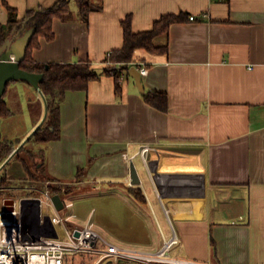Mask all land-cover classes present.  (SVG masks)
<instances>
[{"label": "crops", "instance_id": "crops-1", "mask_svg": "<svg viewBox=\"0 0 264 264\" xmlns=\"http://www.w3.org/2000/svg\"><path fill=\"white\" fill-rule=\"evenodd\" d=\"M56 1L0 0V24L8 22L7 6L19 21ZM94 1L101 8L82 20L70 0L72 18L55 17L53 38L39 36L31 50L37 62L89 60L100 73L86 89L65 92L58 138L32 144L45 152L41 180L70 185L69 193L90 185V195L69 201L70 225L89 219L107 241L150 252L175 234L168 254L179 260L264 264V0ZM168 13L188 18L170 24L167 54L136 52L149 68L143 91L129 72L117 88L103 60L122 45V21L129 16L132 31H146ZM23 29L20 21L16 31ZM15 81L14 89L44 109L30 83ZM148 90L167 94L166 111L144 101ZM13 99H4L12 112ZM13 115L1 120L3 135ZM37 120L19 136H4L22 140ZM144 144L152 146L149 168L138 153ZM136 158L145 176L136 169L140 182L131 184ZM14 160L4 164L9 187L37 185L22 165V172L9 168Z\"/></svg>", "mask_w": 264, "mask_h": 264}, {"label": "trees", "instance_id": "trees-1", "mask_svg": "<svg viewBox=\"0 0 264 264\" xmlns=\"http://www.w3.org/2000/svg\"><path fill=\"white\" fill-rule=\"evenodd\" d=\"M78 9V17L82 20L87 19L90 11L101 8V3L94 0H71ZM8 22L6 25L0 24V46L7 38L11 30L20 24H24V30L34 27L33 34L25 57L20 61L19 66L22 69L31 72H42L43 77L39 82L40 90L47 103V115L44 122L34 131L31 137L15 152L12 159L19 161L28 174L31 180H41L44 167L45 152L42 148L34 149L32 144H43L49 140L56 139L60 133V104L64 98L65 92L68 90L86 89L91 80L99 78L100 73L89 60H81L77 62H48L42 63L35 61L31 56V50L38 45V37L43 36L50 40L53 38L52 20L55 17L61 19H71L72 11L70 0H57L52 6L44 8L37 7L28 10L22 20H17L16 10L7 6ZM188 18L185 13H168L163 14L158 18L152 29L146 31L134 32L130 26L129 16L122 21L123 26V42L118 48L110 50L103 62V73L113 75L116 82V87L119 88V82L122 74L127 73L133 63H137V51L142 50L150 55H159L168 53V28L174 22L184 21ZM27 82V81H25ZM9 83V82H8ZM28 83V82H27ZM3 94L0 100V165L21 142V138L10 139L3 135L1 130V120L12 115L10 107L4 100ZM145 102L155 108L166 111L168 107V97L165 92L148 90L142 93ZM44 174V173H43ZM46 180H53L46 178ZM9 178L6 174V167L0 170V207L2 195L5 188L9 186ZM51 191L54 194H67L71 191L70 185L56 184L51 186ZM132 191L136 198L140 201H145L141 190L137 186L132 187ZM76 257H79L78 255ZM76 257L67 259L66 264L71 262ZM82 258V257H81ZM76 261V260H75ZM82 260H79V263ZM91 264V258L86 264ZM82 264V262H81Z\"/></svg>", "mask_w": 264, "mask_h": 264}, {"label": "built area", "instance_id": "built-area-1", "mask_svg": "<svg viewBox=\"0 0 264 264\" xmlns=\"http://www.w3.org/2000/svg\"><path fill=\"white\" fill-rule=\"evenodd\" d=\"M194 18V15L189 16L190 20ZM11 58H14L13 55ZM133 65L139 70L140 76L149 71L143 62ZM151 151L152 146L149 144L142 145L138 151L147 168ZM50 183L47 180L41 186L10 187L34 191L36 194L13 197L12 210H4L2 200L0 264H66L68 258L82 254L93 256L92 264H127L133 261L144 264H208L170 257L168 250L178 241L175 234L165 239L158 250L150 252L107 241L89 219L81 225H70L74 215L65 210L72 206V202L64 201L61 196L64 207L58 210L52 200L54 193Z\"/></svg>", "mask_w": 264, "mask_h": 264}, {"label": "water", "instance_id": "water-1", "mask_svg": "<svg viewBox=\"0 0 264 264\" xmlns=\"http://www.w3.org/2000/svg\"><path fill=\"white\" fill-rule=\"evenodd\" d=\"M20 30L16 31V27L12 29L11 34L5 39L0 46V100L3 96L6 85L13 80H23L30 83L42 96L44 100V115L37 126L14 148L9 156L0 165V170L4 164L15 154V152L31 137L34 131L44 122L47 115V103L39 87V82L43 77L42 72H31L20 68L19 63L25 57L28 44L35 33V28L30 27L20 34ZM13 55V59L11 56ZM129 74L134 78L136 85L140 91H143L141 76L139 70L135 65H131L128 70ZM140 178L134 166V163H130V183L138 184ZM52 200L55 207L61 210L64 207L63 200L59 194H53ZM14 199H4V210H12Z\"/></svg>", "mask_w": 264, "mask_h": 264}, {"label": "rangeland", "instance_id": "rangeland-1", "mask_svg": "<svg viewBox=\"0 0 264 264\" xmlns=\"http://www.w3.org/2000/svg\"><path fill=\"white\" fill-rule=\"evenodd\" d=\"M18 84H21V83H18L15 80L14 81H10L8 83V86H7V91H6L5 95H4V99H7L8 96H10L11 94L14 97V99L12 101V104H11V108H12V110L14 112V115L12 117H10L9 119H7L6 122L3 125L4 135L5 136L9 135L10 137H13V138L16 137V136H19V134L21 133L20 131L24 130L26 125H28L30 122H32V120L36 119V117H37L38 120H37L35 126L32 128V130H33L37 126V124L41 121V119H42V117L44 115V109L43 108L39 111L37 109L38 107H37L36 103H34V101H32L28 97H25V95L22 92H20V89L19 90L18 89H14L15 88L14 86L18 85ZM11 130H13V131L16 130V131L14 133H11V132H9ZM17 131H19V132H17ZM31 131H29L26 134V136ZM26 136H24V138ZM24 138H22V140ZM134 164L136 166V169H140L142 171V175L145 176L144 170L142 168H140V166H139V159L138 158H136L134 160ZM9 168L10 169L14 168V172H18V171L22 172L23 171L20 162L17 161V160H14L11 163ZM43 172L44 171H42L41 173H43ZM15 181L12 182V184L16 183V182L19 183L18 181H16V182ZM36 181H38L37 186H41V184L43 182L47 181V180L43 179V180H36ZM56 184H58V183L51 182L50 183V188H51L52 185H56ZM21 185H23V184H21ZM89 186L90 185H85L84 188H82L80 193L79 192H73V193H69V194L63 195L64 201H66V202L72 201L73 202V201H76L78 199H82V198L86 197L87 195H90L91 191L89 189ZM28 193L29 194H36V192L30 191V190H23L22 192H17V191L15 192L14 190H12V188L7 186L5 188V191H4L3 195H2V200L3 199L13 198V197H19L20 195H27ZM87 198H89V196ZM1 204H2V201H1ZM73 209H74V207L70 206L68 210L71 211ZM78 256L79 257H76V259H74V261L71 262L72 264H81V262H82V264H86L89 261L90 258H91L92 262L94 260L93 256H90V255H87V254H82V255H78ZM80 259L82 261L79 263Z\"/></svg>", "mask_w": 264, "mask_h": 264}, {"label": "bare ground", "instance_id": "bare-ground-1", "mask_svg": "<svg viewBox=\"0 0 264 264\" xmlns=\"http://www.w3.org/2000/svg\"><path fill=\"white\" fill-rule=\"evenodd\" d=\"M181 180H182V179H179V183H178L179 185H182V184H184V183L187 184L186 182H182Z\"/></svg>", "mask_w": 264, "mask_h": 264}]
</instances>
